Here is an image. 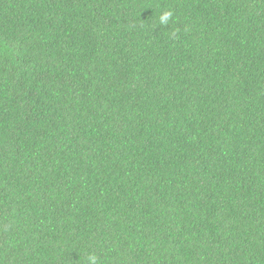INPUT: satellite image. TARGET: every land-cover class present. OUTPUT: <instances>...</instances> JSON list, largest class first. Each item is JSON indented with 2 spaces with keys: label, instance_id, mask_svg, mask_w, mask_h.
I'll return each mask as SVG.
<instances>
[{
  "label": "trees",
  "instance_id": "obj_1",
  "mask_svg": "<svg viewBox=\"0 0 264 264\" xmlns=\"http://www.w3.org/2000/svg\"><path fill=\"white\" fill-rule=\"evenodd\" d=\"M0 264H264V0H0Z\"/></svg>",
  "mask_w": 264,
  "mask_h": 264
}]
</instances>
